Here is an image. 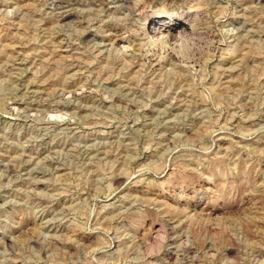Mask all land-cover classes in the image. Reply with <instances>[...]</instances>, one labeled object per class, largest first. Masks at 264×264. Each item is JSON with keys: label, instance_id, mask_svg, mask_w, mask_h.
<instances>
[{"label": "rangeland", "instance_id": "374dc122", "mask_svg": "<svg viewBox=\"0 0 264 264\" xmlns=\"http://www.w3.org/2000/svg\"><path fill=\"white\" fill-rule=\"evenodd\" d=\"M0 264H264V0H0Z\"/></svg>", "mask_w": 264, "mask_h": 264}, {"label": "bare ground", "instance_id": "6f19581e", "mask_svg": "<svg viewBox=\"0 0 264 264\" xmlns=\"http://www.w3.org/2000/svg\"><path fill=\"white\" fill-rule=\"evenodd\" d=\"M162 34V33H161ZM164 35V34H163ZM169 35V34H168Z\"/></svg>", "mask_w": 264, "mask_h": 264}]
</instances>
